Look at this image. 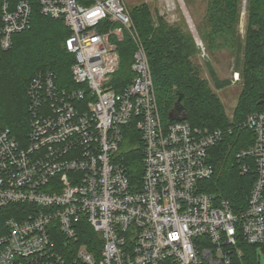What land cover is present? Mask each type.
<instances>
[{"label": "built area", "instance_id": "built-area-1", "mask_svg": "<svg viewBox=\"0 0 264 264\" xmlns=\"http://www.w3.org/2000/svg\"><path fill=\"white\" fill-rule=\"evenodd\" d=\"M36 3L0 0V55L11 49L14 35L31 29L38 6L40 15L70 30L65 48L74 56L75 87L37 73L26 91V138L0 130V264H234L245 243L259 247L261 259L264 108L241 125L254 139L236 158L253 186L246 207L235 211L207 193L205 183L215 175L210 149L231 133L187 120L163 122L125 1ZM160 4L172 12L183 0ZM246 5L243 0V10ZM126 36L135 45L133 77L117 91L109 84ZM239 81L233 72L232 82ZM128 125L142 138L140 184H132L119 156ZM86 240L93 250L80 243Z\"/></svg>", "mask_w": 264, "mask_h": 264}, {"label": "trees", "instance_id": "trees-1", "mask_svg": "<svg viewBox=\"0 0 264 264\" xmlns=\"http://www.w3.org/2000/svg\"><path fill=\"white\" fill-rule=\"evenodd\" d=\"M37 4V0H33ZM35 9L30 30L13 36V46L0 55V130L9 129L20 139L28 133L27 87L40 72L51 73L63 88H74L71 68L74 56L65 48L70 35L63 21L40 15ZM243 0H207L206 23L202 42L210 52L227 50L242 71L244 86L231 121L216 92L200 77L193 58L200 52L194 37L182 24H170L154 17L145 5L130 12L133 26L144 46L152 71L155 93L163 122L182 95L187 121L203 130L221 129L227 134L213 146L209 160L215 170L205 182L206 191L217 202L226 200L235 211L243 210L253 186V179L241 175L237 153L247 147L254 135L241 127L248 115L264 108V0H247V31L242 40L238 34ZM135 45L128 36L119 43L120 69L109 87L119 91L132 80L131 64ZM226 84L215 81V88ZM262 103L260 104V102ZM231 130V131H230ZM119 156L132 184H140L143 172V143L133 125L123 129ZM96 235L89 232V236ZM96 239V238H95ZM88 249L93 250L89 241ZM241 255L234 264H261L259 247L240 244Z\"/></svg>", "mask_w": 264, "mask_h": 264}, {"label": "rangeland", "instance_id": "rangeland-1", "mask_svg": "<svg viewBox=\"0 0 264 264\" xmlns=\"http://www.w3.org/2000/svg\"><path fill=\"white\" fill-rule=\"evenodd\" d=\"M128 9L131 10L136 5H147L154 17H162L170 24H182L187 31L197 34L202 42L204 33V25L206 23V7L207 0H183V6L177 5V9L169 12L165 10L160 0H124ZM193 26V30L191 29ZM238 34L242 40L245 39L247 31V12L241 11L240 21L237 27ZM194 37V36H193ZM203 45V42H202ZM204 47V45H203ZM205 48V47H204ZM202 48L197 56L193 58V62L198 67L200 77L208 82L209 87L217 93L222 101L229 119L232 121L234 117V110L238 103L241 90L244 86V78L242 71L236 66L235 59L227 50L218 52H210L205 48L206 55H202ZM240 73V81L232 82L233 72ZM215 81L225 83L222 89L215 88ZM261 264H264V254L261 253Z\"/></svg>", "mask_w": 264, "mask_h": 264}, {"label": "water", "instance_id": "water-1", "mask_svg": "<svg viewBox=\"0 0 264 264\" xmlns=\"http://www.w3.org/2000/svg\"><path fill=\"white\" fill-rule=\"evenodd\" d=\"M264 95H261V98H263ZM183 96L181 95L178 100L175 102L174 107L168 114L169 121H185L187 120V115L185 113V108L182 103ZM262 101L260 102V104Z\"/></svg>", "mask_w": 264, "mask_h": 264}]
</instances>
